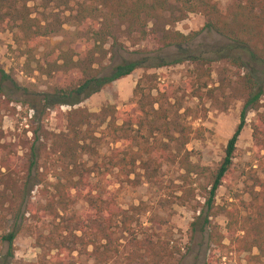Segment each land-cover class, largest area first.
<instances>
[{
  "label": "trees",
  "instance_id": "1",
  "mask_svg": "<svg viewBox=\"0 0 264 264\" xmlns=\"http://www.w3.org/2000/svg\"><path fill=\"white\" fill-rule=\"evenodd\" d=\"M65 1L66 5L72 4L74 12L69 15L67 23L75 26L78 45L84 50L80 55L63 51L55 58L52 51L47 54L44 64H37L35 69L40 75L59 78L58 85L43 100L47 108L69 107L65 114L58 113L59 118L64 119V131L41 130V143L29 149V164L24 177H19L13 168L15 157L11 145L0 143V213L20 217V220H24L25 215L38 221L42 216L50 218L53 234L59 238L64 232L70 234L71 244L79 242L84 247L91 246L90 255L104 262L111 258V253H118L112 252L109 246L99 252L95 242L111 241L119 231L131 237L123 264H179L180 247L158 233L140 238L133 228L140 207L120 209L115 193L101 184L107 174H114L118 181L132 184L134 182L129 178L137 175L138 170L149 182H157L158 171L164 165L177 166L191 173L185 147L191 141L201 139L205 132L200 126L207 113L203 101L212 99L214 91L210 61L191 56L171 62L158 58L148 68L181 65L185 61L194 64V68L184 78L181 87L160 83L155 75L143 76L119 110L107 105L93 114L77 105L108 84L144 67L153 55L171 49L180 50L194 41L198 32L184 35L174 30L175 24L189 14L201 16L204 30L245 52L250 61L264 65V0H229L223 10L216 0ZM29 2L31 0H0V31L14 32L25 64L33 60L46 38L58 32L53 25L33 15ZM119 38L135 49L132 54L140 59L115 67L109 75H101L102 69L96 68V58L104 55L103 48L108 42L116 43ZM227 60L236 70V84L247 93V97L236 130L225 146L209 189L204 191L205 213L195 219L199 222L202 218L201 227L209 229L212 216L224 213L226 218L224 233L211 229L208 234L210 253L204 264H218L223 256L230 254L246 255L248 260H264V175L256 179L246 202L228 207H217L214 202L218 187L227 180L239 133L249 112L253 113L252 147L257 153L264 152V89L257 85L254 72L240 58L229 57ZM3 96L0 88V98ZM189 100H195L197 104L185 106ZM8 104L6 100L5 106ZM1 117L0 113V123ZM198 121L199 125L193 127L192 124ZM28 123L32 127L36 124L35 118H30ZM1 135L0 131V138ZM105 145L113 148L107 154H101ZM97 178L99 185L95 182ZM33 188H37L42 201L37 204V209L27 200ZM193 190L192 186L179 187L182 196L178 199L183 203L184 199L193 196ZM78 203H82L83 216L90 223L84 242L73 232H82L85 221L81 222L75 215L67 219L60 216ZM16 232L17 229L0 235V244L5 243L11 248ZM39 238L43 240V236ZM44 239L55 248L65 247L67 241L62 237L60 245H56L52 236ZM254 250L259 256L252 255Z\"/></svg>",
  "mask_w": 264,
  "mask_h": 264
},
{
  "label": "rangeland",
  "instance_id": "2",
  "mask_svg": "<svg viewBox=\"0 0 264 264\" xmlns=\"http://www.w3.org/2000/svg\"><path fill=\"white\" fill-rule=\"evenodd\" d=\"M216 1L222 10L229 2V0ZM65 3V0H31L29 2L28 5L34 11L33 15L53 25L55 31H58L54 36L45 39L43 47L35 53L33 60L29 63L25 64L21 48L15 42L14 32L0 31V88L4 94L3 98H0L2 116L0 143L11 145L15 157L13 168L19 177H24L26 174L30 147L33 145L35 148L41 143V130L54 133L64 131V119H60L58 113L65 114L69 107L47 108L43 100L45 95L58 85L59 78L40 75L35 69L37 64H44L47 54L52 51L55 58L63 51L80 55L84 50L78 45L80 43L77 40L78 32L75 31V26L67 23L69 15L74 13L72 4ZM203 25L204 19L201 16L187 15L185 20L175 24L174 30L184 35L198 32L194 41L180 50L171 49L166 53L153 55L144 67L108 84L101 91L77 105L93 114L107 105L119 110L132 96L133 89L143 76L155 75L160 83L181 87L184 78L194 68V64L189 61L159 69L148 68L150 63H156L158 58L171 62L179 57L191 56L210 61L211 86L214 91L212 99L203 101L207 113L206 119L200 126L205 129V132L202 133L201 139L193 140L185 147L191 173H186L177 166L164 165L158 171L157 182L152 180L149 182L143 172L138 170L137 175L129 178L134 182L132 184L125 180L118 181L114 174H107L101 184L115 193L116 203L120 209L140 207L139 215L135 216L137 223L133 224L140 238H145L151 233H158L180 247L179 264H204L210 253L207 241L210 230L217 229L221 233L225 232L224 213H218L209 218V229L201 227L202 218L199 222L195 219L200 213H203L202 215L205 213L204 191L209 189L211 177L223 158L225 146L236 130L240 111L247 97V93L236 84L234 80L236 70L229 65L227 59L240 58L247 68L254 72L257 85L264 89V65L250 61L245 52L213 32L204 30ZM134 50L122 38H119L116 43L108 42L103 48L104 55L96 58V68L102 69L101 75H109L115 67L140 59L139 56L132 54ZM6 100L9 101L8 107L5 106ZM196 104L195 100L185 102V106L193 107ZM33 117L36 124L30 127L28 120ZM252 117L251 112L246 116L244 127L236 143L227 180L216 191L214 202L217 207L240 205V201L246 202L256 179H261L264 175V152L257 153L252 147L250 134ZM198 125L199 121L192 124L193 127ZM34 130H37L36 134L33 133ZM112 148V145L103 146L100 150L101 154H107ZM95 182L96 185L100 184L98 178ZM188 186L194 189L193 196L184 199L182 203V200L178 199L182 196L179 187ZM36 189L33 188L27 199L35 208L37 204L42 203ZM71 215H75L81 222L86 220L83 216L82 203L71 206L67 214H60L64 219ZM42 217L38 221L25 215L24 220H20V217L12 218L5 213H0V235L17 229L11 248L5 243L0 244V264L4 262L7 264H123V258L130 249L131 237L128 235L116 231L111 241L95 242L99 252L109 246L112 252L118 253V255L115 252V254L111 253V258L104 262L90 255L91 246L84 247L79 242L71 244L72 236L65 232L61 236L67 239L65 247L55 248L56 246L44 238L52 236L56 245H60L61 238L53 234L51 219ZM193 223H196L194 227ZM89 226V221H85L83 231L73 232V235L81 237L83 242L87 241L85 233ZM193 228H195L194 232ZM40 236H43V240L39 238ZM224 243L226 244L227 241L224 240ZM9 253L11 257H7ZM216 254L219 255V253ZM252 255L259 256L255 250ZM263 263V259L248 260L246 255L230 254L223 256L218 264Z\"/></svg>",
  "mask_w": 264,
  "mask_h": 264
}]
</instances>
